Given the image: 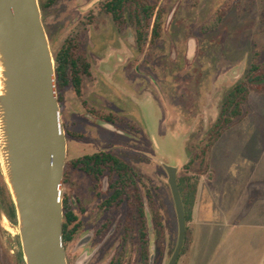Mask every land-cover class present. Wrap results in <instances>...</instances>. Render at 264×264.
I'll return each mask as SVG.
<instances>
[{
	"label": "rangeland",
	"instance_id": "obj_1",
	"mask_svg": "<svg viewBox=\"0 0 264 264\" xmlns=\"http://www.w3.org/2000/svg\"><path fill=\"white\" fill-rule=\"evenodd\" d=\"M38 1L54 57L71 40L91 64L81 97L72 85L57 91L68 143L63 200L79 228L68 263L139 262L132 202L107 208L109 177L97 182L72 166L105 151L138 172L151 264H168L179 239L164 165L178 179H202V209L213 197L225 212L196 224L194 207L178 264H264V227L251 226H264V201L246 187L264 179V93L252 92L242 119L212 142L227 95L264 65V0H149L162 11L161 36L151 27L141 43L129 14L117 26L102 10L107 0ZM10 205L0 203V263L25 264Z\"/></svg>",
	"mask_w": 264,
	"mask_h": 264
},
{
	"label": "water",
	"instance_id": "obj_2",
	"mask_svg": "<svg viewBox=\"0 0 264 264\" xmlns=\"http://www.w3.org/2000/svg\"><path fill=\"white\" fill-rule=\"evenodd\" d=\"M0 165L13 198L25 264H68L63 179L68 143L56 65L38 0H0ZM184 248L187 219L178 168L164 165Z\"/></svg>",
	"mask_w": 264,
	"mask_h": 264
},
{
	"label": "trees",
	"instance_id": "obj_3",
	"mask_svg": "<svg viewBox=\"0 0 264 264\" xmlns=\"http://www.w3.org/2000/svg\"><path fill=\"white\" fill-rule=\"evenodd\" d=\"M55 2L56 0H51L47 6ZM102 10L112 18L117 26L125 24L126 14H129L131 23L137 28L139 43L143 40L145 30L151 27L154 40L161 36L163 15L158 3L152 4L149 0H107L102 6ZM77 49L76 44L67 40L54 57L59 94L64 88L72 85L77 95L82 96L83 76L90 75L91 64L82 54L76 55ZM252 92L264 93V65L262 67L253 65L246 79L227 95L221 108L220 117L212 130L213 143L234 123L242 119L244 106H246ZM59 99L61 100V97ZM193 163L194 161H191L187 167ZM72 166L97 182L102 176L107 175L109 177L112 196L107 205L111 206L116 202L122 203L125 200L132 202L135 219H137L140 227L141 242L146 246L148 241L145 232V211L140 194L138 172L125 160L105 151L81 157L75 160ZM178 184L185 207L186 219L189 222L196 205L199 179H178ZM76 222L77 217L70 210L67 202H64L63 241L65 246L73 241L78 232ZM185 249L184 247L181 256Z\"/></svg>",
	"mask_w": 264,
	"mask_h": 264
},
{
	"label": "crops",
	"instance_id": "obj_4",
	"mask_svg": "<svg viewBox=\"0 0 264 264\" xmlns=\"http://www.w3.org/2000/svg\"><path fill=\"white\" fill-rule=\"evenodd\" d=\"M201 180H199V184H200ZM199 184H198V191H197L196 206H195V210H194V219H195L196 224H198L199 215L204 216L206 214V216L208 218H210L211 220L214 219L215 217H217V218L221 217L222 218L225 215V212L222 211L221 209H219L218 207H216L219 205H216L215 199L213 197L211 198V204L208 205V207H207L208 210L204 211L202 209V204H201V200H200V196H199ZM246 187L249 190H253V192H255L257 194V197L259 200L264 201V179H259V181L257 180L254 182H249L248 186H246ZM204 206H205V204H204ZM236 214H237V212L233 213L232 216H236ZM242 214H243L242 217L245 216L247 214V211L242 213ZM261 225L253 224L251 226L252 227H257V226L264 227L263 225L262 226Z\"/></svg>",
	"mask_w": 264,
	"mask_h": 264
},
{
	"label": "flooded vegetation",
	"instance_id": "obj_5",
	"mask_svg": "<svg viewBox=\"0 0 264 264\" xmlns=\"http://www.w3.org/2000/svg\"><path fill=\"white\" fill-rule=\"evenodd\" d=\"M7 193L9 194V197L6 195ZM110 199H111V197L108 200H106L105 203H104V205H106L107 208H111L114 204H117L118 203V202H116L113 205L108 206L107 205V202ZM10 200H11V203H12V206H13V211L16 214V210H15V207H14V203L12 201V196H11V193H10V190H9V187H8L6 181L4 182V184H1L0 183V203H2V204L6 203L7 205H9L11 207ZM78 231H79V228H78ZM76 234H75V236H76ZM75 236H74V239H75ZM74 239H73V241H74ZM137 240H138V244H139V247H138L139 248V251H138V255H139L138 256L139 257L138 259H139V262H138V264H151L150 257H149L148 243L145 246L144 243L141 242L142 239H141V236H140V230H139V233L137 235ZM72 242H70V243H72ZM65 248H66V246H65ZM66 253H67V250H66ZM67 261H68V258H67ZM110 264H123V257H121V256L117 257L116 259L112 260L110 262ZM177 264H178V262H177Z\"/></svg>",
	"mask_w": 264,
	"mask_h": 264
},
{
	"label": "bare ground",
	"instance_id": "obj_6",
	"mask_svg": "<svg viewBox=\"0 0 264 264\" xmlns=\"http://www.w3.org/2000/svg\"><path fill=\"white\" fill-rule=\"evenodd\" d=\"M0 91H1V82H0ZM9 230V229H8ZM11 231V230H10Z\"/></svg>",
	"mask_w": 264,
	"mask_h": 264
}]
</instances>
